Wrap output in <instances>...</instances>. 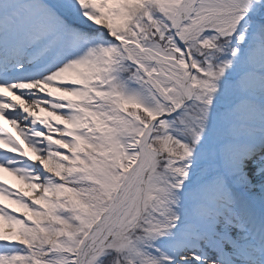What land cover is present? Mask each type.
Here are the masks:
<instances>
[{"label": "snow or ice", "instance_id": "1", "mask_svg": "<svg viewBox=\"0 0 264 264\" xmlns=\"http://www.w3.org/2000/svg\"><path fill=\"white\" fill-rule=\"evenodd\" d=\"M3 173L0 264H264V0H0Z\"/></svg>", "mask_w": 264, "mask_h": 264}, {"label": "bare ground", "instance_id": "2", "mask_svg": "<svg viewBox=\"0 0 264 264\" xmlns=\"http://www.w3.org/2000/svg\"><path fill=\"white\" fill-rule=\"evenodd\" d=\"M9 130H11L10 126H9ZM2 175V174H0ZM6 176V180H3L5 182H7L9 185H12L16 188L22 187V185L20 184V182L18 180H16L15 177L10 176L9 174L5 173ZM1 179V178H0ZM5 203H7V201H5Z\"/></svg>", "mask_w": 264, "mask_h": 264}, {"label": "rangeland", "instance_id": "3", "mask_svg": "<svg viewBox=\"0 0 264 264\" xmlns=\"http://www.w3.org/2000/svg\"><path fill=\"white\" fill-rule=\"evenodd\" d=\"M4 176H5V173H4Z\"/></svg>", "mask_w": 264, "mask_h": 264}]
</instances>
